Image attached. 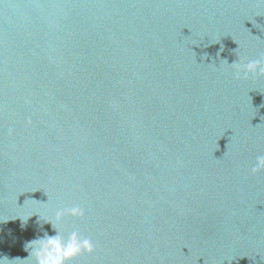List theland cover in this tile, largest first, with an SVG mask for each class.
<instances>
[{"label":"water","instance_id":"95a60500","mask_svg":"<svg viewBox=\"0 0 264 264\" xmlns=\"http://www.w3.org/2000/svg\"><path fill=\"white\" fill-rule=\"evenodd\" d=\"M261 56V0H0V258L79 205L68 264H264Z\"/></svg>","mask_w":264,"mask_h":264},{"label":"clouds","instance_id":"9594fccd","mask_svg":"<svg viewBox=\"0 0 264 264\" xmlns=\"http://www.w3.org/2000/svg\"><path fill=\"white\" fill-rule=\"evenodd\" d=\"M261 2H264V0H261ZM223 62L234 70L237 78H240L241 73L244 78H247L249 74L264 76V56L257 60H248L246 63L242 59L231 64H228L226 60H223ZM9 131L11 133V130ZM260 170H264V154L256 156L255 163L250 169L251 173ZM66 214L79 218L83 217L84 211L79 205H73L62 211H56L54 217H41L38 213H32L26 219H21L27 222L33 215H38L39 220L51 224L55 235L49 236L45 232L42 237L27 242L25 250L29 254L24 260L9 261L7 258H0V264H12L14 261H23L25 264H68L71 259L82 253H91L93 243L90 239L81 237L76 231H72L67 236L64 235L60 222Z\"/></svg>","mask_w":264,"mask_h":264}]
</instances>
